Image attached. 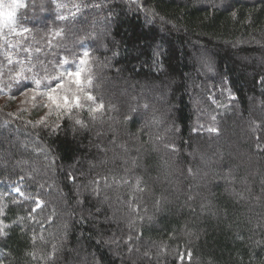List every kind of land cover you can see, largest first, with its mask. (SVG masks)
<instances>
[{
  "label": "trees",
  "instance_id": "16d2710c",
  "mask_svg": "<svg viewBox=\"0 0 264 264\" xmlns=\"http://www.w3.org/2000/svg\"><path fill=\"white\" fill-rule=\"evenodd\" d=\"M204 1L2 0L15 15L0 23V97L10 98L0 105V264H264V0ZM103 46L114 59L102 81L130 82L121 85L127 97L96 88ZM76 70L91 105H14ZM225 89L239 115L209 103L208 94L219 99ZM138 94L160 99L137 109L130 97ZM211 113L213 130H193ZM108 119L118 123L101 128ZM145 121L159 127L155 138ZM106 128L137 135L134 167L119 152L103 156ZM49 180L71 211L49 200L59 193L44 190ZM78 180H94L82 204L72 198ZM123 205L131 226L110 214Z\"/></svg>",
  "mask_w": 264,
  "mask_h": 264
},
{
  "label": "rangeland",
  "instance_id": "374dc122",
  "mask_svg": "<svg viewBox=\"0 0 264 264\" xmlns=\"http://www.w3.org/2000/svg\"><path fill=\"white\" fill-rule=\"evenodd\" d=\"M209 1L206 0L204 2H205V4L212 5L213 3H209ZM5 24H6V22H5ZM198 49H202V48L199 47ZM97 51L104 54V57H103L104 59L101 60L99 57L96 56L97 57L96 58L97 63H100V66L99 67L98 66L96 67V70H95L96 72L94 74V78L97 81L96 88H98V86L100 88V87L104 86V84H105V86H108L109 89H112L113 90V92H112L113 95H116L119 98L122 97V96L127 97L125 95L128 94V91L126 89L122 88L121 85H123V86H125V87L128 88L129 85L131 84L130 82L124 83L125 81H121V80H118L117 82H114V81L111 82L110 76L109 77L106 76L107 79H106L105 82L102 81V77H103L102 69L104 68L105 70H107V64L111 63V60L114 59V55L113 54L112 55H109V57H107L108 59H106L105 55L108 52V48L107 47H104V46L102 48L98 49ZM36 53L38 54V51H36ZM46 53L50 55V54H53V51L52 50H49ZM240 54L241 53L240 52H237V50H235L233 52V55L235 57H237V58H240V57L245 58V56H242V55L240 56ZM206 62H208V61H206ZM243 62L245 64L249 65V63H246L247 60H244ZM208 64H209L208 65L209 67H206V68H207L208 71H211L212 70V67H211V65H210L209 62H208ZM153 66H155L157 68L159 65H158V63H155V64L153 63ZM157 70H159V68H157ZM64 77H65V80L64 81H60V83L63 84V87L56 88V90L53 93H51L55 97V103L52 100H49L48 99L49 93L45 95L44 92H39V91H37V90H35L33 88V89H28V90L24 91L22 94L14 97L13 100H12L13 103H14V105L18 109H21V108L22 109L23 108L25 109L27 107L30 108L31 105H32V108H35V106H39V104L41 106H43V105L45 106V103L46 102H50V105H51L50 106V109H51L52 107H55L56 106V102H58V101L61 102V104H59L60 106L61 105H64V103H63V97L64 96H68L69 98H72L73 96L79 95L80 102L87 100V94L88 93H86L82 89V87H83V78L81 77V81L82 82L78 85V84H76V83L73 82L74 78H69L67 75H65ZM89 78L90 77H88L86 80L88 81ZM8 86H9L8 88L11 89L13 87H17V83H14L13 82V84H10ZM156 86H158V85H156ZM55 87H56V85H54L53 88H55ZM261 92H262V90L260 89V90L257 91V94L259 95ZM142 96L144 98H142ZM220 96H222V97H219V99H215V93L213 92V96H212V94H208L207 95V99L209 100V103L211 105H214V106L216 105L217 108H218V105L221 103L220 111H222L223 109L225 110V109L229 108V106L232 104V102L229 103V101L230 100H233V98H232V96H230V94L227 92L226 89L222 93H220ZM101 97H102V95L100 94V98ZM149 98L152 101H154V100L157 101V103H158V100L160 99V98L154 99L153 97H150L149 94L148 95H145V96L143 94H138L136 96H131L130 97V100H131V103L133 104L134 107H135V104L137 105L136 108L138 109L141 106L140 104L142 103V100L143 99L148 100ZM248 98H249V100L252 99V97L250 95L248 96ZM8 100H10V98L7 97V96L0 97V105L6 103ZM88 103H89V105H91V102H89L87 100L85 104H88ZM109 103L112 104L111 102H109ZM257 103L258 102H257V99H256V103L255 104H257ZM64 107L66 109H68V108L72 107V105H64ZM46 108H49V106L47 105ZM168 108H169V104H164V106H160L159 107V109L162 111V114L164 116L168 112H170V110H168ZM230 108H231V111L232 112H233V110L234 111H237V115H239L240 112H241L239 106L237 105V103L234 104V105H232V106H230ZM160 110H159V112H160ZM214 115L215 114L211 113V115H209L208 117L202 116L203 119L196 120L195 123L192 124L193 130L195 129L196 131H201V132L203 131L205 133H208L210 131V128H212V130H213L214 129V125L212 123V120L214 119ZM151 120H153V119H151ZM116 123H118V122H116L114 120L109 121V119H108V120H106V123L102 125L101 128H105L107 126H112V125H114ZM161 123H162V121H161ZM145 125H148V126H145ZM143 128L145 129L146 132H148L149 138L150 137L151 138H155L156 137V134L159 132V131L158 132L156 131V129L158 130L159 127H155L156 128L155 129L154 128V125L152 123L151 124H148V121H145V123H143ZM102 130H103V132H99V134L103 133V135L110 137V139L105 142L106 143V149L102 151L103 152L102 153L103 156L109 155V153H111V154H113V157L114 156L116 157L117 156V153L119 152L123 156L122 159L124 161V164L129 163L133 159V157H131V154H135L134 151L137 149V148L134 147V145H135V143H139V138L137 137V135L136 134L133 135V134H129V133L128 134H126V133L123 134V132L120 131L119 134H116L114 136L115 133L113 132V134H112L111 131H110V129L106 128V129H102ZM165 131H167V130H165ZM5 133H8V131H5ZM11 141H16V140H12L11 139ZM98 161H99V159H98ZM132 162L133 163L131 165H132V167H134L135 166L134 160H132ZM204 163H205V165H209V162H204ZM101 164L104 165L105 163L103 162ZM46 170L49 171V173L51 175L53 174L52 175L53 177L55 176L54 174H55L56 171H55L54 163L50 164V167L49 168L46 167ZM56 170H58L57 167H56ZM47 171L44 170V171L41 172V170H40L38 174L39 175H41V173L42 174L43 173L46 174ZM51 175L49 176L50 179L52 178ZM114 180L112 178H107L106 179V181H107L106 184L109 186L108 188L113 187L112 186L113 184L115 185ZM54 182H55L56 185H54L53 182H51V180L44 182V184L46 185L45 188H44V190H48L49 191V192L47 191L48 193L52 194L54 192L52 190V187H54L59 192V193L55 192V195H53L52 197H50L49 200H52L54 198V200H52V201H56V205L59 204V206L61 208H65V211H67V212L68 211H71V205L68 203V201L66 199V196H65L66 194H64L65 191L63 192L62 187L61 186H58V183L56 182V180ZM86 183H87L86 185L85 184L83 185V183H81L78 180L77 183L75 182V184H73L74 186L72 187V198L76 199L77 200V203H79V204L80 203L82 204L83 193L84 192H86V193L88 192L87 186L90 187L91 189L93 188V186H94V180H92V181L89 180ZM117 183L120 184V182H118V181H117ZM39 187H41V186H39ZM120 187L121 186H117L118 189L116 191H120ZM94 188H95V186H94ZM17 189H18V187H15V186H12V188H11V190L14 193L21 194L20 191H17ZM115 189H116V187H115ZM79 204H78V206H79ZM119 204L121 206V203H119ZM113 205H117V204L114 202ZM123 208L125 210H122V212L121 211L120 212H116L115 206H112V211H111L110 214H112V218L113 219L116 217V215H118L119 218H121V219L125 217V222L127 223V225L131 226V220L133 218H130L129 217V212H126L125 205H123ZM125 213H127V214H125ZM83 214L85 216L87 215L84 212H83ZM31 218H32L31 215H27V220L30 223L33 222V220H34V219L32 220ZM63 223H64L63 224V228H65L64 231H66V232L69 233V229H70L71 223H72L70 216H68L67 214H65V216H63Z\"/></svg>",
  "mask_w": 264,
  "mask_h": 264
},
{
  "label": "snow or ice",
  "instance_id": "6c2138e0",
  "mask_svg": "<svg viewBox=\"0 0 264 264\" xmlns=\"http://www.w3.org/2000/svg\"><path fill=\"white\" fill-rule=\"evenodd\" d=\"M13 3L16 4L17 6H23L22 5V0H13ZM14 15H15V11L14 10L13 11H9L7 13L3 11V3H2V0H0V23H3L5 19H7L8 21H13L14 20ZM88 55H89V53L87 51H85L83 53L84 57H87ZM84 62L85 61L83 59H81L80 63L83 64ZM66 75L69 78H74L73 82L78 84V85L82 82L81 81V77H82L81 70H76L74 72H67ZM36 84H37V86H39L40 85V81L37 80ZM45 87L49 91L48 99L52 100L55 103V97L51 93H53L56 90V88L63 87V84L58 82L56 84L55 88H53L52 85H50V84H45ZM87 99L88 100H94V97L91 95V93H88L87 94ZM63 103H64V105H72L74 107H82L79 95L73 96L72 98H69L68 96H64L63 97ZM56 106L59 107L60 105L57 104ZM102 107H103V105H99L97 109H94V111H98ZM17 191H19V189H17Z\"/></svg>",
  "mask_w": 264,
  "mask_h": 264
}]
</instances>
